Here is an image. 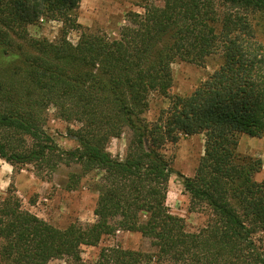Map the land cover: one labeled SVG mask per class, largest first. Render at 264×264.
<instances>
[{
  "label": "trees",
  "instance_id": "16d2710c",
  "mask_svg": "<svg viewBox=\"0 0 264 264\" xmlns=\"http://www.w3.org/2000/svg\"><path fill=\"white\" fill-rule=\"evenodd\" d=\"M80 0H0V158L51 173L76 164L99 170L94 220L56 227L21 207L11 187L0 198V264H264L261 161L237 152L238 137L264 135V41L253 17L264 0H145L128 11L116 36L77 20ZM60 23L53 39L27 26ZM76 32L75 41L69 34ZM220 65L189 94L169 96L171 64ZM169 99L152 121L149 96ZM77 145L58 146L45 131L48 109ZM128 133L122 158L107 145ZM203 134L192 176L181 175L189 209L204 223L187 228L166 204L171 168L162 149ZM71 184L80 175L71 173ZM118 232L138 233L146 248L109 244L91 261L82 246Z\"/></svg>",
  "mask_w": 264,
  "mask_h": 264
},
{
  "label": "rangeland",
  "instance_id": "374dc122",
  "mask_svg": "<svg viewBox=\"0 0 264 264\" xmlns=\"http://www.w3.org/2000/svg\"><path fill=\"white\" fill-rule=\"evenodd\" d=\"M145 0H80L76 10L77 20L91 31H101L109 36H116L118 28L124 23V14L128 11L142 12L139 6ZM149 3L161 5V0H149ZM256 38L264 41V16L253 17ZM60 23L54 20L41 19L37 24L27 26L33 37L53 39L59 31ZM76 32L69 34V39L75 41ZM221 63L218 55L205 59L201 65L185 61H175L171 64L172 85L169 96L189 94ZM169 105V99L158 93L149 96V105L144 116L148 121L156 119L160 110ZM74 123L65 122L54 114L53 107L48 109V117L44 125L45 131L55 143L65 149L77 145L67 128H74ZM128 133L125 131L119 138H113L107 145L112 156L122 158ZM203 134L181 135L175 142L165 144L162 151L167 157L171 174L167 184L166 204L170 211L182 217L187 228L195 229L205 221L203 212L189 209V195L182 186L181 175L192 176L200 155L203 153ZM237 152L240 155L258 158L261 161L260 170L254 175L256 181L264 180V135L251 137L240 134ZM99 170L82 173L76 164H60L55 171L40 175L33 164L12 167L0 158V198L11 187L19 197L21 207L35 214L46 222L64 228L71 222L89 223L94 220L97 192L94 183L98 179ZM71 173L80 175L78 182L72 185ZM109 244H119L125 248H146L147 241L138 233L118 232L113 237L103 238L97 246H82L81 257L85 261L95 259L99 248ZM47 264H71L64 259H52Z\"/></svg>",
  "mask_w": 264,
  "mask_h": 264
}]
</instances>
